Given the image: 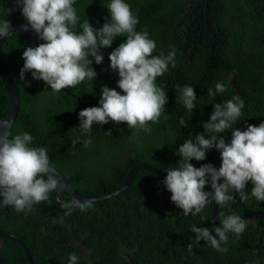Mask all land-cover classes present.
<instances>
[{
  "label": "trees",
  "instance_id": "trees-1",
  "mask_svg": "<svg viewBox=\"0 0 264 264\" xmlns=\"http://www.w3.org/2000/svg\"><path fill=\"white\" fill-rule=\"evenodd\" d=\"M125 2L139 21L136 31L146 30L155 41L154 56L160 52L167 55L173 49L176 52V66L170 64L168 71L155 80L165 91L167 103L159 122H150V131L111 121L94 123L89 133L78 129L79 112L99 106L103 86L121 91L108 55L126 37H116L111 47L99 49L104 57L101 64L89 57L97 73L94 80L86 79L68 92L62 89L59 93L42 80H34L30 72L20 79L23 51L39 45L33 35L11 33L0 47L3 64L18 92V111L7 129L9 139L29 133L33 137L29 146L46 148L50 165L84 196L118 188L134 162L156 168L178 167L181 158L176 153L184 141L201 133L209 138L203 123L208 121L214 103L233 96L244 101L242 114L232 129L243 131L247 125L264 122V0ZM109 3L110 0H75L73 7L80 23L87 19L99 29L110 20L106 8ZM0 6L12 9L10 14H2L3 19L26 20L17 0H0ZM217 83H223L226 90L209 97L208 89L215 92ZM185 85L193 87L196 95L192 111L180 100L179 89ZM7 108L0 80V118ZM232 129L218 134V138L222 136L226 143L230 142ZM88 138L92 144L86 149L83 140ZM190 163L194 167L211 164L218 169L219 151L208 149L204 160L193 159ZM168 171L154 173L135 168L128 185L119 193L94 201L78 200L91 205L83 212L76 208L65 215L67 210L61 205L74 198L63 187L51 191L47 201L32 205L30 210L17 212L9 206L0 207V229L22 239L37 264H68L72 253L78 257L77 264H264V215L257 218L258 212H264V201L251 197V182L245 188L248 200L240 201L239 195L232 193L235 202H213V216L212 204L196 215L184 216L171 202V193L163 183ZM204 191H212L210 183ZM232 214L244 219L246 227L239 235L228 233L227 243H221L226 252L217 251L205 241L194 242L192 226L212 230ZM202 216L206 218L203 222ZM0 260L4 264H28L20 245L7 238L0 241Z\"/></svg>",
  "mask_w": 264,
  "mask_h": 264
},
{
  "label": "clouds",
  "instance_id": "clouds-1",
  "mask_svg": "<svg viewBox=\"0 0 264 264\" xmlns=\"http://www.w3.org/2000/svg\"><path fill=\"white\" fill-rule=\"evenodd\" d=\"M27 26L39 36L43 43L27 47L22 53L24 61L20 69V79L30 72L34 80H42L53 92L73 88L83 81L94 80L97 73L91 67L103 62L99 49L111 47L116 37H126L109 55V67L118 74L117 87L103 86L99 106L86 107L78 114L79 130L89 133L93 124H119L126 122L130 129L150 131L149 124L158 123L167 103L165 91L155 83L157 77L168 71L169 65L175 67V50L165 55H153L156 43L148 32L136 31L139 23L125 0H110L106 6L110 20L99 29L93 28L86 19L79 22L75 0H17ZM0 6V37L10 34V22L2 18L4 12L11 13ZM79 30V31H78ZM92 57L93 59H89ZM223 83L215 85V92L209 88L207 94L214 97L223 93ZM183 106L192 111L195 107L194 88L185 85L179 89ZM121 92L123 94H121ZM244 101L233 96L223 103H214L204 132L209 138L197 134L194 139L184 141L179 147L178 167L169 170L164 185L171 193L170 200L184 216L200 213L207 205H225L235 202L232 193L239 195L240 201L249 199L245 191L251 182V197L264 201V122L258 126L247 125L246 130L232 129V124L241 116ZM186 126L184 121H181ZM231 130V140L218 134ZM111 130L108 131L110 134ZM79 139V137L77 138ZM33 137L27 133L17 134L9 139V133L0 135V207L9 206L17 212L30 210L32 205L49 199V193L62 188L60 180L50 166L48 150L44 147H30ZM76 141H73L75 144ZM91 138L83 140V147L89 148ZM215 148L219 151L221 164L217 169L211 164L194 167L191 160L202 161L206 151ZM46 177V178H45ZM223 182H219V181ZM210 183L211 192L204 191ZM91 207L88 202L73 199L63 203L65 215L79 208L81 212ZM201 217V221H205ZM246 221L232 214L223 218L219 227L212 230L192 226L196 234L194 242H208L217 251L221 243H227L228 233L241 234ZM214 233V234H213ZM191 251L192 244L188 245ZM78 257L72 253L68 264H77Z\"/></svg>",
  "mask_w": 264,
  "mask_h": 264
},
{
  "label": "water",
  "instance_id": "water-1",
  "mask_svg": "<svg viewBox=\"0 0 264 264\" xmlns=\"http://www.w3.org/2000/svg\"><path fill=\"white\" fill-rule=\"evenodd\" d=\"M10 25H11L10 34L14 33V32L29 33V34L34 36V38L37 40V42L39 44L43 43V41L34 32V30H32L30 28V26H28L26 28V26H27L26 20L10 22ZM4 38L5 37H0V47H1V43H2ZM0 80L2 82V85L4 87V90H5L6 95H7V100H8L7 112L4 116H2L0 118V135H3L4 132H7L8 127L11 125V123L13 122V120L17 114V111H18V92H17V87H16L12 77L10 76L8 70L6 69V67L3 64V60L1 58V52H0ZM63 90L68 92V89H63ZM51 167L55 171V173H54L55 176L60 180L62 187L65 188L68 191V193L75 200H82V201H94V200L104 199L106 197H109V196H112V195L119 193L120 191L125 189V187L128 185L129 180L132 176L133 170L135 168H143V169L149 170V171L154 172V173H161V172H165V171L172 169L171 167H168V166L156 168V167H153L150 164H147L145 162H134L127 168L123 182L118 188H116L112 191H108L105 193L98 194V195L84 196V195L78 193L69 184L68 180L57 169H55L53 166H51ZM214 211H215V206L212 203L211 208H210V212H211L212 216L214 215ZM263 215H264V212L260 211L257 213V218H259ZM1 238H7V239L19 244L20 247L22 248L24 258L28 262V264H37L30 257L29 251H28L25 243L17 235L10 233V232H7V231H3L0 229V239ZM0 264H4V263L0 260Z\"/></svg>",
  "mask_w": 264,
  "mask_h": 264
},
{
  "label": "rangeland",
  "instance_id": "rangeland-1",
  "mask_svg": "<svg viewBox=\"0 0 264 264\" xmlns=\"http://www.w3.org/2000/svg\"><path fill=\"white\" fill-rule=\"evenodd\" d=\"M8 2V0H6ZM253 219V217H251V220Z\"/></svg>",
  "mask_w": 264,
  "mask_h": 264
},
{
  "label": "flooded vegetation",
  "instance_id": "flooded-vegetation-1",
  "mask_svg": "<svg viewBox=\"0 0 264 264\" xmlns=\"http://www.w3.org/2000/svg\"><path fill=\"white\" fill-rule=\"evenodd\" d=\"M0 241H1V239H0Z\"/></svg>",
  "mask_w": 264,
  "mask_h": 264
}]
</instances>
